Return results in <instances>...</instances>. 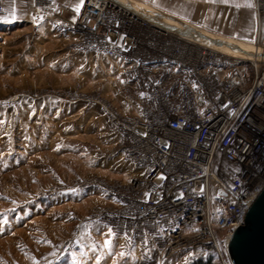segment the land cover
I'll use <instances>...</instances> for the list:
<instances>
[{"label": "built area", "instance_id": "1", "mask_svg": "<svg viewBox=\"0 0 264 264\" xmlns=\"http://www.w3.org/2000/svg\"><path fill=\"white\" fill-rule=\"evenodd\" d=\"M253 1L254 46L264 52V0ZM34 5L38 19L80 33L76 48L119 60L138 105L126 114L97 101L116 151L143 174L104 183L112 204L94 219L139 247L142 264H193L212 252L233 264L229 239L264 181V58L205 44L115 0H84L79 11L54 0Z\"/></svg>", "mask_w": 264, "mask_h": 264}, {"label": "rangeland", "instance_id": "2", "mask_svg": "<svg viewBox=\"0 0 264 264\" xmlns=\"http://www.w3.org/2000/svg\"><path fill=\"white\" fill-rule=\"evenodd\" d=\"M0 2V264H140L138 253L105 237L94 219L112 204L104 183L143 174L116 151L117 136L97 102L122 111L120 61L98 53L84 72L45 70L28 42L34 33L2 24L26 0ZM243 29L206 33L254 45ZM261 33L264 40V25Z\"/></svg>", "mask_w": 264, "mask_h": 264}, {"label": "crops", "instance_id": "3", "mask_svg": "<svg viewBox=\"0 0 264 264\" xmlns=\"http://www.w3.org/2000/svg\"><path fill=\"white\" fill-rule=\"evenodd\" d=\"M143 1L173 17L203 30L204 32L216 36L225 37L224 34L226 33H228L227 35H230L231 29L239 26H244L243 30L246 31L247 29L246 32L249 33V35H254V39L257 36L256 23L254 22V18L256 17H254L255 10L253 9V0ZM56 2L76 9L77 7L80 8L82 6L84 0H56ZM34 11V0H26L25 9L20 6L18 12L15 11L14 16H8V18H5L2 24L14 26V24L18 23L19 26L17 27L19 29L21 28V31H32L34 33L28 42H33L31 48L33 49L32 52L34 56H36L38 52L37 66L43 67L45 70L54 71L55 73H66L68 71L71 73L75 69L83 72L84 69L89 70L91 56L97 55L98 53L90 50L74 48L73 45H75L81 38L80 33L70 26H60L52 16L36 19ZM236 20H238L237 24ZM244 24L247 28H245L246 26ZM242 45L245 47H251L253 44L242 42ZM46 53H48L47 56ZM32 62L33 61L26 60L25 64H32ZM117 87L116 91L118 92L117 95H120L118 97L120 98L119 101L122 111L126 114L138 113V105L128 98L123 83L121 86L119 85ZM103 89L106 88L104 87ZM99 222L102 223L99 226V231H102L105 237L114 239L125 245L124 239L121 236L114 234L106 223L100 220ZM88 239L92 243L96 242V238L93 234H90ZM125 246L127 249L129 248L132 250V254L134 255H138L140 252V248L137 246L132 247V249L127 245ZM136 260L138 259L136 258ZM139 262L142 264V261Z\"/></svg>", "mask_w": 264, "mask_h": 264}, {"label": "water", "instance_id": "4", "mask_svg": "<svg viewBox=\"0 0 264 264\" xmlns=\"http://www.w3.org/2000/svg\"><path fill=\"white\" fill-rule=\"evenodd\" d=\"M115 1L140 14L147 20L174 30L182 35L219 48H223L225 45L223 41L215 37H210L203 30L153 6L134 0ZM147 12L154 13L161 21L149 19L146 16ZM166 20H172L174 23L168 25L165 23ZM240 54L264 58V52L261 51L252 53V55ZM241 220L243 224L239 225L233 231L228 242V252L233 264H264V181L244 208Z\"/></svg>", "mask_w": 264, "mask_h": 264}, {"label": "bare ground", "instance_id": "5", "mask_svg": "<svg viewBox=\"0 0 264 264\" xmlns=\"http://www.w3.org/2000/svg\"><path fill=\"white\" fill-rule=\"evenodd\" d=\"M146 16L147 17L149 16L148 18L153 20V21H161L160 18L157 15H155L154 13L147 12ZM152 17L156 18V20L152 19ZM165 23H167L169 25V24H172L174 22L172 20H166ZM219 40L223 41V43L225 44L223 46V48H221V49H224V50L232 52V53H237V54L243 53V54L252 55V53H257L259 51L257 49V47H255L254 45H252L251 47H245L241 43H239L238 41H234V40L227 41V40H222V39H219Z\"/></svg>", "mask_w": 264, "mask_h": 264}, {"label": "trees", "instance_id": "6", "mask_svg": "<svg viewBox=\"0 0 264 264\" xmlns=\"http://www.w3.org/2000/svg\"><path fill=\"white\" fill-rule=\"evenodd\" d=\"M222 264L218 254L212 252L204 255L193 262V264Z\"/></svg>", "mask_w": 264, "mask_h": 264}, {"label": "snow or ice", "instance_id": "7", "mask_svg": "<svg viewBox=\"0 0 264 264\" xmlns=\"http://www.w3.org/2000/svg\"><path fill=\"white\" fill-rule=\"evenodd\" d=\"M76 11H79V8L77 7L76 9H75ZM141 95H143V93H141ZM161 178H163V177H161ZM202 190V189H201ZM182 195V194H181ZM121 255H123V253H121Z\"/></svg>", "mask_w": 264, "mask_h": 264}]
</instances>
